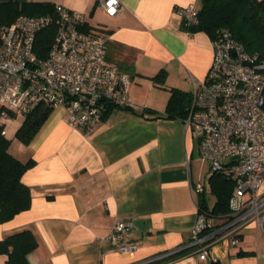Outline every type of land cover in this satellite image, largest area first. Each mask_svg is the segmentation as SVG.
Listing matches in <instances>:
<instances>
[{
	"label": "crops",
	"instance_id": "0c3cea01",
	"mask_svg": "<svg viewBox=\"0 0 264 264\" xmlns=\"http://www.w3.org/2000/svg\"><path fill=\"white\" fill-rule=\"evenodd\" d=\"M33 1L62 3L104 27L107 57L130 75L136 112L115 107L85 135L69 124L64 107H54L27 144L15 137L23 115L0 120L9 152L33 160L21 178L30 189V207L0 223V239L29 229L37 242L29 264H137L186 245L199 202L204 198L210 208L215 202L208 188L212 171L184 118L141 112H163L170 89L190 92L206 77L212 37L181 26L179 9L194 0H119L114 15L99 0ZM198 182L203 192L195 189ZM126 217L133 223L126 238L138 247L123 255L107 235L116 218ZM212 249L216 260H201L187 248L153 261L264 264V230L250 224L236 244L225 239ZM6 259L0 254V264Z\"/></svg>",
	"mask_w": 264,
	"mask_h": 264
},
{
	"label": "built area",
	"instance_id": "2783aa9c",
	"mask_svg": "<svg viewBox=\"0 0 264 264\" xmlns=\"http://www.w3.org/2000/svg\"><path fill=\"white\" fill-rule=\"evenodd\" d=\"M107 15L119 11V0H99ZM183 30L198 21V0L179 9ZM86 18L62 3L54 14L20 15L0 27V120L10 112L27 115L40 104L62 106L69 124L90 135L108 104L132 107L130 75L107 57V38L82 29ZM55 25L45 56L35 51L37 34ZM213 57L205 79L194 83L186 128L198 139L201 156L214 171H228L234 179L231 212L217 217L197 205L188 243L147 259L146 264L182 249L201 260H216L212 247L229 239L238 242L242 228L264 230V60H258L231 31L223 28L212 38ZM203 192L204 185H195ZM234 202L237 203L235 206ZM131 218H116L107 239L113 249L128 255L138 243L128 240Z\"/></svg>",
	"mask_w": 264,
	"mask_h": 264
},
{
	"label": "trees",
	"instance_id": "16d2710c",
	"mask_svg": "<svg viewBox=\"0 0 264 264\" xmlns=\"http://www.w3.org/2000/svg\"><path fill=\"white\" fill-rule=\"evenodd\" d=\"M55 4L33 0H0V27L15 20L20 15L54 14ZM227 28L234 37L241 41L248 52L255 54L258 60H264V0H198V21L189 29L194 32L202 30L212 38L218 31ZM82 29L106 36L104 27L90 24L88 21ZM55 35V25L52 24L40 31L35 40V51L39 56H45ZM264 71V69H263ZM161 74V73H160ZM160 74L155 77L158 78ZM191 100V91L178 88L170 89V96L163 112L143 108L141 114H150L153 118H185ZM117 106L108 104L104 115ZM120 108V107H117ZM122 109L136 112L133 107ZM52 107L40 104L27 115L15 133V137L27 144ZM10 114L13 115L12 112ZM3 123L0 121V223L13 218L17 213L30 207V189L21 178L22 174L33 164L32 159L22 161L8 150L10 139L3 133ZM234 179L228 171H214L208 179V188L215 197L212 207H208L205 199L199 202L202 210L217 217L214 222L220 224L231 212L229 205ZM36 239L33 233L23 228L7 234L0 239V254H6V264H29L27 255L35 248ZM151 261L146 264H156ZM216 264V262H212Z\"/></svg>",
	"mask_w": 264,
	"mask_h": 264
},
{
	"label": "rangeland",
	"instance_id": "374dc122",
	"mask_svg": "<svg viewBox=\"0 0 264 264\" xmlns=\"http://www.w3.org/2000/svg\"><path fill=\"white\" fill-rule=\"evenodd\" d=\"M23 15V14H22ZM234 204H235V206H237V203L236 202H234Z\"/></svg>",
	"mask_w": 264,
	"mask_h": 264
}]
</instances>
